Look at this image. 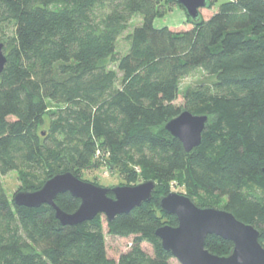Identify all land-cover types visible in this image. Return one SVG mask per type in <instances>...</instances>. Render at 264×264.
<instances>
[{
	"label": "trees",
	"instance_id": "16d2710c",
	"mask_svg": "<svg viewBox=\"0 0 264 264\" xmlns=\"http://www.w3.org/2000/svg\"><path fill=\"white\" fill-rule=\"evenodd\" d=\"M217 3L183 27L157 28L184 9L176 0H0V264H175L156 235L178 225L160 207L172 183L199 207L253 225L264 246V0ZM198 70L217 81L182 91ZM184 111L209 119L190 153L165 129ZM107 158L111 172L139 170L156 183L149 203L107 224L110 236L132 239L119 259L109 256L103 215L64 226L49 205L17 206L2 183L11 172L25 191L66 172L82 180ZM55 203L72 214L81 201L67 193ZM233 247L206 240L219 256Z\"/></svg>",
	"mask_w": 264,
	"mask_h": 264
},
{
	"label": "water",
	"instance_id": "95a60500",
	"mask_svg": "<svg viewBox=\"0 0 264 264\" xmlns=\"http://www.w3.org/2000/svg\"><path fill=\"white\" fill-rule=\"evenodd\" d=\"M193 20L200 19V10L209 0H176ZM0 44V73L4 71L7 57ZM207 116L182 112L169 121L165 129L182 144L187 153L200 147L208 122ZM156 187L154 181L137 186L105 188L77 178L66 172L47 180L35 191H20L14 196L17 206L39 208L49 205L64 226H77L92 221L98 215L111 223L119 215L128 214L135 208L149 203ZM70 194L81 201L79 209L72 214L61 210L55 203L59 195ZM162 211L174 215L177 226L163 225L156 235L164 249L170 251L180 264H264V246L260 243L261 233L253 225L246 224L225 210L199 207L189 196L170 192L160 199ZM209 236L220 237L233 243L227 256L211 253L206 248Z\"/></svg>",
	"mask_w": 264,
	"mask_h": 264
},
{
	"label": "rangeland",
	"instance_id": "374dc122",
	"mask_svg": "<svg viewBox=\"0 0 264 264\" xmlns=\"http://www.w3.org/2000/svg\"><path fill=\"white\" fill-rule=\"evenodd\" d=\"M228 0H218L217 6L221 4L222 2H225ZM207 14V13H206ZM141 23V19L137 18L133 20L130 24V28L128 31H126L122 37L119 40L118 45V51L120 53H126L128 50V40L127 37L136 26H138ZM187 23V13L184 9H181L179 7L174 8L172 11L169 12L166 16L162 18H157L155 20V26L157 28H161L164 26H172L175 28H180L186 25ZM2 37L0 36V39ZM3 43V42H2ZM217 81L216 76H210L204 73L202 70H198L195 72L192 76L185 78L181 82V90L185 91L189 86H194L201 83H213ZM179 106L183 105V99L182 96L179 98V100L176 103ZM51 110H55L58 108L56 105H51ZM100 157V156H98ZM101 159V157H100ZM101 165L97 166L95 169L87 170L82 175V180L86 182L93 183L98 186H102L105 188H114L118 186H137L142 183L148 182L144 181L143 177L141 176L139 170H135L134 173L128 175V176H122L117 171L111 172L109 170L113 169L114 167L110 164V159H102ZM108 166H110L108 168ZM2 183L4 186V189L9 197V199L12 201L14 199V196L19 193L20 191H23L24 189V181L22 180V173L19 172H11L8 175L2 177ZM170 191L176 192L180 194L187 195V190L185 187L180 186L178 183H172L170 185ZM226 199V198H225ZM159 216H162L161 213L157 212ZM108 221L107 218L104 216V232L106 236L107 241V248L109 256L114 259H119L120 256L128 251L129 245L132 242V239H122V238H116L112 237L108 234ZM145 249L149 252H152V248L150 245L145 244ZM175 264H179V262L175 259L173 260Z\"/></svg>",
	"mask_w": 264,
	"mask_h": 264
}]
</instances>
